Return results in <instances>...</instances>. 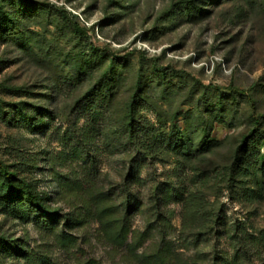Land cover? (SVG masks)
I'll return each instance as SVG.
<instances>
[{"label":"rangeland","instance_id":"1","mask_svg":"<svg viewBox=\"0 0 264 264\" xmlns=\"http://www.w3.org/2000/svg\"><path fill=\"white\" fill-rule=\"evenodd\" d=\"M256 113L264 0H0V160L34 182L73 240L60 246L0 188V264H139L162 244L184 264H215L219 252L264 264ZM133 165L143 207L117 246L95 211L117 203ZM165 185L191 197L165 203ZM81 197L91 212L75 208ZM150 209L170 215L165 242L154 232L135 248Z\"/></svg>","mask_w":264,"mask_h":264},{"label":"trees","instance_id":"2","mask_svg":"<svg viewBox=\"0 0 264 264\" xmlns=\"http://www.w3.org/2000/svg\"><path fill=\"white\" fill-rule=\"evenodd\" d=\"M77 30L80 29L77 27ZM230 90L239 94L247 95L246 91H241L237 88H232ZM131 114L132 113L130 111V120L128 122V127L130 129L133 126L134 119V116H131ZM260 118H264V114H254V131L257 130V127L259 126ZM136 169L137 167L135 165L131 167V171L128 176L129 183L127 187L125 186L120 192L115 195L118 200L115 205H111L108 201L103 200L97 202V206L99 208H97L95 212L98 216V221L103 224L105 232L107 233L106 236L117 246L124 245L128 241L129 235L133 233L130 225V215L143 207V203L140 198H138L137 194L131 190L134 184V179L138 180L139 178L138 176H136ZM0 188L2 189L3 196L10 199L12 203L24 201L32 209L39 212L41 218L43 219V222H47L45 223L47 228L54 233L55 238L60 246H62L63 248H67L73 244L72 237H70V235H68L66 231H62L61 233L57 232L59 229V222L61 217L58 216L57 211L50 209L49 205L47 204V199L37 191L34 182L27 177H23L19 171L11 169L2 160H0ZM161 190L162 193H160V195L162 197V201L165 203L171 199H175L177 202H186L191 197H185V191L181 186L173 188L172 185H165ZM81 200L83 207H79L80 205H78L75 208H82L91 212V207L87 208V206H90L87 200L83 197H81ZM149 213L151 214V216L147 220L146 231L133 236V240L136 241L134 245L135 248L141 247L145 242L147 235L151 236L154 232H158L163 235V238L161 240L162 243L165 242L164 235L166 234V230L168 228L167 221L170 218V215H168V213L164 211L162 212L161 210L153 209H150ZM153 217H155L156 220L153 221ZM76 221H78L76 215L74 217L66 218V226L75 225L77 223ZM192 236V240H194L195 242H198L200 240L199 234H193ZM165 245L166 244H162L154 253H142L140 259H138L140 263H138L184 264L180 262L178 258H175V256L172 255L170 248H167V245ZM229 255L230 254L228 252L217 253L215 256V264H235V262L239 261L240 259L237 256L234 259H231ZM236 255H240L239 251L236 252ZM32 256L33 255L28 256V260L31 262V264H35L37 260L34 261L32 259ZM40 261V264H52L43 260H39V262ZM87 264L99 263L90 261Z\"/></svg>","mask_w":264,"mask_h":264}]
</instances>
